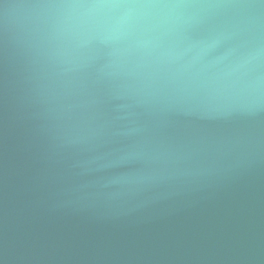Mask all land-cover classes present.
<instances>
[{
  "label": "water",
  "instance_id": "1",
  "mask_svg": "<svg viewBox=\"0 0 264 264\" xmlns=\"http://www.w3.org/2000/svg\"><path fill=\"white\" fill-rule=\"evenodd\" d=\"M0 264H264V0H0Z\"/></svg>",
  "mask_w": 264,
  "mask_h": 264
}]
</instances>
